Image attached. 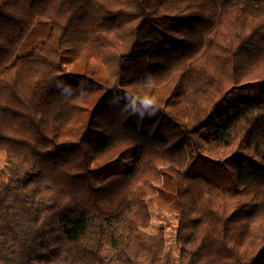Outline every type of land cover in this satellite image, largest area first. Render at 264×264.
Returning <instances> with one entry per match:
<instances>
[{
    "label": "trees",
    "instance_id": "16d2710c",
    "mask_svg": "<svg viewBox=\"0 0 264 264\" xmlns=\"http://www.w3.org/2000/svg\"><path fill=\"white\" fill-rule=\"evenodd\" d=\"M0 264H264V0H0Z\"/></svg>",
    "mask_w": 264,
    "mask_h": 264
},
{
    "label": "rangeland",
    "instance_id": "374dc122",
    "mask_svg": "<svg viewBox=\"0 0 264 264\" xmlns=\"http://www.w3.org/2000/svg\"><path fill=\"white\" fill-rule=\"evenodd\" d=\"M231 94H229V97L233 95ZM244 138L245 134L232 146L215 149L207 144L204 136L194 135L195 149L212 160H223L236 152L252 155L251 152L244 148ZM149 208L151 221L146 230L150 231L149 233L159 232L161 230L165 250L169 251L170 255V252L174 248V245H172V237L176 226L175 218L174 216H169L163 212L157 211L153 204H149ZM62 234L64 236V242L67 244L70 251L75 253L76 258H84L86 254H90V235L84 223L83 209H80L73 219H67Z\"/></svg>",
    "mask_w": 264,
    "mask_h": 264
},
{
    "label": "clouds",
    "instance_id": "9594fccd",
    "mask_svg": "<svg viewBox=\"0 0 264 264\" xmlns=\"http://www.w3.org/2000/svg\"><path fill=\"white\" fill-rule=\"evenodd\" d=\"M154 101L152 100V99H146L145 101H144V103L147 105V104H151V103H153ZM155 113H150V115H154ZM143 115V114H142Z\"/></svg>",
    "mask_w": 264,
    "mask_h": 264
}]
</instances>
